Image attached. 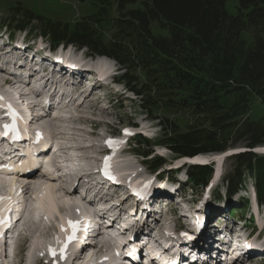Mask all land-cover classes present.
Listing matches in <instances>:
<instances>
[{"label":"trees","instance_id":"1","mask_svg":"<svg viewBox=\"0 0 264 264\" xmlns=\"http://www.w3.org/2000/svg\"><path fill=\"white\" fill-rule=\"evenodd\" d=\"M76 1L92 2L97 13L62 24L24 10L1 25L43 36L54 48L72 45L114 59L124 69L121 81L141 97L148 115L176 114L167 119L170 127L161 124L158 144L179 157L224 152L241 141L250 149L264 145V118L248 115L255 99L264 104V0H236V15L227 11L231 0H150L142 8L138 0ZM155 25L167 35L156 34ZM234 159L227 190L235 192L242 177H253L264 205V155L244 152ZM150 162L154 170L165 163L158 157ZM187 174L198 189L212 169L188 166Z\"/></svg>","mask_w":264,"mask_h":264},{"label":"rangeland","instance_id":"2","mask_svg":"<svg viewBox=\"0 0 264 264\" xmlns=\"http://www.w3.org/2000/svg\"><path fill=\"white\" fill-rule=\"evenodd\" d=\"M148 0H138L137 6L139 8L143 7V2ZM18 6L22 7L21 12L14 11L15 8ZM227 11L232 14L236 15L238 13V2L236 0H231L227 2L226 4ZM24 10H29L33 12L34 14L38 16H42L46 19H49L53 22H59L62 24L66 23H75L81 18L86 16H92L97 13V6L94 5L92 2H86V3H80L76 0H0V21L2 18H8L11 16L21 17L22 12ZM3 21V20H2ZM1 21V22H2ZM0 30H3L0 28ZM154 32L156 34L160 35H167V32L157 28L155 25ZM10 33H8L9 35ZM25 33H15L13 37H8L5 33V31H0V38L6 42H15V37L17 41V45L14 47L15 56H17L16 52L19 51V53H23L22 55L26 56L27 52H32V58L35 57L36 54L41 53L43 62L46 63H53L56 68H58L61 73L66 72V70L69 71V73H73L76 75V80L79 77L80 82L75 85L79 86L80 84H83V89L80 93H83V90L85 88L84 81L88 77L91 76L90 67H93V70L95 67L97 69H102L103 66L106 65L108 67V70L110 72L114 71V69H118V75L121 74V71L118 67V65H114L113 62H110L107 59L103 58H92L90 57L85 50L78 51L74 47H67L63 48L62 46L59 47L57 52H53L50 50V45L48 40L41 41V39H37L38 44H27L23 41ZM14 39V40H11ZM36 38H29V43H32L33 40ZM24 43V44H22ZM28 45L32 46L29 47ZM18 47L21 48V50L18 49ZM23 56V57H24ZM36 59V58H34ZM37 61V60H35ZM29 62V61H28ZM72 63V64H71ZM81 66V67H80ZM83 67V69H82ZM85 68V70H84ZM88 68L89 70H86ZM2 71L3 77L8 76L4 75L5 72H3L2 68H0ZM74 71V72H70ZM105 74H107V71L103 70ZM94 73V72H93ZM52 75V74H51ZM117 75V76H118ZM18 82V80H17ZM19 86L21 87V82H19ZM18 87V88H20ZM118 90L120 92H126L124 91L127 89L125 86L122 88V86H118ZM110 87H105L102 90L104 96L106 97V100L109 101L110 107H102L101 103L97 101L95 104L98 105L93 109L94 102L92 101L94 95H95V89L93 88V92L91 91L88 95L85 94V97L87 95V99L82 103L79 104H73V107L70 110L72 113L71 118L68 120L65 119H58V120H48L54 125L61 126V130L64 132H67L66 135L64 132H58L59 135L62 136L63 140L65 142H85V143H96L97 145H93L94 148H91L90 151L88 150V153H98L99 157V151L103 150V140L106 137L112 136V134H119L120 137H117L115 141H119L120 143L116 144V150L113 152V160L110 162L111 168L116 172H122L123 181H130L143 184V182L148 181L153 183V188H158L160 186L164 187L165 190L173 191V197L169 199V202L171 203L167 210H166V221L164 222V219H162V222L164 224L162 225L163 230H169L170 233L172 232L173 235H180L175 233V228L180 229L179 232H182V237H186L188 233L191 234H197L196 225L200 224L201 221H205V225L203 227V231L201 232V236L210 234L213 230L218 231L220 229H223L224 227H221V223H216L218 220H221V218H227L226 221L234 222V225L236 226V231H240L244 234L245 241H255L256 239L262 240L257 242V245H263L264 244V232L259 234V230H257L261 225L264 223V207H261L260 210H257V207L254 209L251 208V205L247 206V210L244 212L242 216H234L233 210L237 209L239 211L242 210V208L246 205H243V201L249 202L252 197V187L255 186V182L253 178L250 177H242V182L238 188L239 192L235 191L232 193L227 192L226 184L228 179L233 175V171L235 168V159L233 156L228 157V155H221V158L217 160L215 157L216 154H211L209 156H197V157H204L209 159L206 163H193L188 160L189 163L193 164H208L211 161H216L217 166L214 171V174L216 177L219 174L221 175V179L215 180L212 179V181L209 183V185L205 186L204 188H193L192 186L183 184L186 180V174L184 171V168L186 167L187 163L184 161V159H176L177 156L172 151H170L165 146L159 147L155 146V143L159 141L164 136V129H162V125L166 127H170L171 123L170 121H167V119L174 120L177 116L173 112H155L151 116L147 115V112L144 111V109L140 105V99L136 97V99H132L131 97L133 95L131 94H125L120 95L118 93L115 94V92L119 91H110L108 90ZM26 91L28 92V89L26 88ZM19 92L21 94H26L27 92L23 93L21 89H19ZM107 94V96H106ZM80 96V95H79ZM29 97V94H27L26 97L23 98V100ZM80 99V98H79ZM107 103V102H106ZM20 106V105H19ZM21 107V106H20ZM24 108V106L22 105ZM21 107V108H22ZM81 107V108H80ZM90 107V108H89ZM92 107V108H91ZM7 108V107H6ZM66 109L64 111H67ZM77 114L79 117H73L74 114ZM249 117L251 120L254 121H260L264 118V104L259 100L255 99L253 102V105L249 111ZM50 118V117H49ZM46 118V119H49ZM153 118H157L156 120ZM62 120V121H61ZM34 126L36 123L33 124ZM38 127V126H37ZM134 127V128H133ZM52 135L56 133L55 131L52 132V130H49ZM47 132V133H48ZM93 132V134H92ZM131 133V134H128ZM141 134L144 138L149 140V142H146L144 139H141L139 143L136 140V136ZM57 135V136H59ZM68 136L64 138L63 136ZM136 135L135 137H132ZM132 137V138H131ZM130 138L129 142H126ZM62 140V143L64 142ZM246 143L244 141H241L236 145L234 148L237 149V151H243V149H246ZM79 145L76 146V148L73 149V151H76L78 154H81V158L85 162L84 166L90 165L89 168L92 167V159L86 161L84 160L85 155H87V152L84 149H80ZM100 145V146H98ZM128 145V146H127ZM132 148L133 152L131 153H124L122 152L123 148ZM264 147V146H263ZM151 152L150 157H161L165 160L166 166L159 167L154 171L153 165L148 159H145L142 156L137 155L138 152ZM231 151V150H230ZM241 151V152H242ZM238 154V153H237ZM96 156V155H94ZM195 157V158H197ZM101 158V157H99ZM227 158V159H226ZM194 159V158H193ZM192 159V160H193ZM97 160V159H96ZM148 161V162H147ZM142 162H147L145 165H141ZM84 164V163H83ZM87 164V165H86ZM88 165V166H89ZM177 169H183V173L175 174V177L173 181H171L168 178L169 174H174L172 171H176ZM120 174V175H122ZM38 175V173L36 174ZM37 177V176H35ZM4 178V177H1ZM172 178V179H173ZM20 182V181H19ZM20 185V184H18ZM17 185V187H18ZM41 185L43 189L53 186L55 189L59 190L62 186H66L65 182L64 184L60 180L56 179H43L41 181ZM182 185L185 187L182 188ZM124 185H122L123 189ZM31 190L29 191V194L27 192L23 195V198L25 200L23 209L25 207L30 208L31 210L33 208H39L36 207V202L38 201V194H33L34 187L32 185L30 186ZM184 194H182V191ZM22 190V189H21ZM63 190V188H62ZM154 190V189H152ZM10 191L6 192L5 194H2L4 196V199L0 201V208L4 204V200L9 197H14L10 193ZM21 192V191H20ZM10 193V194H9ZM221 195V199L218 200V197H216V200H212L214 196L217 194ZM55 194L57 196L65 198L69 201L79 202L80 199H77V197L72 196L73 194L67 193V192H61L56 191ZM157 194H155V198ZM184 195V197H183ZM79 196V195H78ZM21 197V196H19ZM162 197H165L162 195ZM167 198V197H166ZM184 201H183V199ZM48 200V198L46 197ZM22 200V199H18ZM172 201H176V205L172 203ZM2 203V204H1ZM48 204V201H46ZM44 203V204H46ZM79 203H82L88 208V204L86 201L80 200ZM89 203V202H88ZM242 203V204H241ZM2 205V206H1ZM35 205V206H33ZM172 207L176 208V210H173ZM44 208V209H43ZM41 209H39L36 212H30L31 215L26 216L27 218L24 220H21L23 222V226L25 228L27 236L24 237V240L21 241V243L17 244V250L16 255L13 258L14 260L12 263L8 261L7 254H5V248H4V240L0 237V264H22L24 260V252L27 250V245L31 241L29 240L32 237V240L34 238V245L36 248H42L44 249L43 252L36 257V261H32L29 264H66L68 261V256L70 255V250L72 248V245L69 246L66 250L62 249V243L64 240V237L67 234V224L70 220L69 218H74L72 215L70 217H66L65 213H62V210L55 212L53 214L52 219L45 217V206ZM22 213V212H21ZM21 213H18V215H21ZM255 214L256 220L251 219V215ZM83 214L82 218L79 219V222L84 219ZM17 215H15L16 217ZM87 216V215H86ZM161 215L159 214V217ZM69 219V220H68ZM179 220V221H178ZM251 221L252 224L247 227V223ZM247 222V223H246ZM19 224V223H18ZM17 224V225H18ZM15 227V224L13 225ZM161 227V225H159ZM251 226V227H250ZM38 228L39 231H35ZM192 230V231H191ZM29 234V235H28ZM181 237V238H182ZM25 239H27L25 241ZM57 240V241H56ZM53 241L56 243L59 242L58 246L54 245V248L56 249V253L60 252V249L62 251V257L58 260H52L50 259L49 255V246ZM255 245V246H257ZM29 246H28V253H29ZM57 246V247H56ZM61 246V247H60ZM53 247V246H52ZM264 247V246H263ZM86 249V248H85ZM255 249V248H253ZM260 249V248H259ZM263 249V248H262ZM84 251V250H83ZM202 250L196 251V253H200ZM7 252V251H6ZM47 252V253H46ZM46 253V254H44ZM88 255V251L86 252ZM262 253V252H260ZM9 255V254H8ZM28 254H26L27 257ZM52 255V254H51ZM56 255V254H55ZM85 257V255H84ZM82 257L79 260L82 262L85 260V258ZM258 257V256H257ZM109 261H106L104 264H109V262L114 258L112 253L107 257ZM28 259V258H27ZM42 259V261H40ZM67 259V261H65ZM260 260H263L262 258ZM81 262V263H82ZM80 263V264H81ZM88 263L84 261L82 264ZM71 264V262H69ZM73 264V263H72Z\"/></svg>","mask_w":264,"mask_h":264},{"label":"bare ground","instance_id":"3","mask_svg":"<svg viewBox=\"0 0 264 264\" xmlns=\"http://www.w3.org/2000/svg\"><path fill=\"white\" fill-rule=\"evenodd\" d=\"M82 69H83V67H82ZM84 70H85V68H84ZM86 70H89V69L86 68ZM103 70H105V72L107 71V74H109V70H108V67H106V65L103 66ZM52 76H53V74H52ZM72 83L73 82L69 80V84H72ZM18 87H20V86H19V81L17 82V77L16 76H6V77L4 76L3 77L2 71L0 70V98H2L4 100H7V103H8L7 111H9L10 117L12 116V120L11 121L14 124H16V123H18L20 121V118L22 117V115L24 114V111L26 110V108H23L22 107L23 108L22 109L17 104V100H19L20 101L19 103L22 106L21 101H24L26 98L24 100H23V98L27 96V93L26 94H21V92H19V88ZM82 87H83V84L82 85L80 84L78 87L77 86H74L72 89H67V91L69 93H72L71 94L72 95V98L70 99L69 104L73 102V99H74L73 96L83 95V93H80L82 91V89H83ZM87 98L88 97L86 95V97H85V99L83 101H85ZM35 102H36V100H35ZM69 104L65 108L66 110L69 109V108L71 109L72 105L70 107ZM97 106L98 105L94 104L93 109L95 107H97ZM0 107L2 108L1 105H0ZM37 107H38V105L35 104L33 108H37ZM65 109H62V110H65ZM67 112H70V111L68 110ZM0 116H1V114H0ZM73 117H79V116L75 113ZM0 119L2 120L4 118H1L0 117ZM62 119L67 120L64 117H62ZM48 120L49 119H46V118L36 119L34 121V123H36L35 126L36 127L38 126L40 128V130L42 132H44V133H47L49 130H52V132H54V130H53V124L47 122ZM25 128L27 129V127H25ZM59 134L60 133H58V132L56 134L54 133L55 136H57ZM74 148H76V147H71L70 150L73 151ZM79 148L80 149H83L81 147H79ZM91 148H94V146H91ZM65 151H67V150H65ZM73 152H75V151H73ZM257 152L258 153H261V154L264 153V147L258 148L257 149ZM221 155L223 157V154L222 153L215 155V157L217 158V160L221 161L220 160ZM90 159H92V162H93L95 160V157L94 156H91V155L90 156L88 155L87 157L84 158V160H86V161H88ZM72 160L73 161H76V160L79 161L78 164H79L80 167H78V165H75L79 169L75 168L74 169V172H72V174H71L75 178V180L77 181V183H78L80 180H82V176L86 175L85 174L86 173L85 172L86 171L85 169L89 170L90 168H87L86 166H84L85 165V162L83 161V159L81 158L80 155L77 158L75 157ZM208 161H209V159L204 158V157L203 158L202 157H197V158H194L193 160H190V162H193V163H206ZM0 173L4 174L2 171H0ZM36 174H37L36 172L29 173L28 176H25V177H31V178H27V180H25V182H23V181H20L19 182L18 178L15 177V176H13V177L12 176L4 177V176L0 175V194H5L6 192H8L10 190H11V192H10L11 194H12V192L15 193V191H16L17 188H18L17 189L18 193L21 191V197H17V195H18V193H17V195L13 194L14 197H12L11 200H5L4 201V207L2 209H0V217H5V214H6V210L7 209H9V210L12 209L13 211L11 213H15V215H18V213H21L22 212L21 213V218H19L15 222V226H17V224L19 222H21V220H24V219L27 218L26 216L29 217V215H31L30 212H33V211L36 212L39 209L42 210V208L44 206H45V209H46L45 217L46 218H50V219H52L53 214L55 212H58L59 210L60 211L62 210V213H65L66 217L67 216L70 217V215H72L74 218H79L78 216H83L84 213L87 216H89V215L92 214L91 211H90V207H92L91 204H90L91 202L88 203V205H87L88 208H86V206L84 204L79 203L80 200H79V202L76 201V202L72 203V201H69V200H67L65 198H62L63 196L62 197H59V196H57V194H55V192L56 191H59V190L61 192H67V193L73 194L74 191H75V189H76V187L75 188H71L72 184L69 185L70 187L62 186L59 190L55 189L53 186L43 189V187L41 185V181L45 177L48 178L49 176H46V175L44 176L43 173H41V172L38 173V175H36ZM77 174H81V175L78 176ZM35 176H37V177H35ZM89 176L90 175H88V177ZM217 176H219V174ZM1 177H4V178H1ZM58 180L62 181L63 184L65 182V185L66 184H70V182H66V180L64 178L63 179L62 178H58ZM18 184H20V185H18ZM17 185L19 187H17ZM31 185H32V187H34L33 194L36 193V194L39 195L38 196V199H37L38 201L36 202V207H39V208H33L31 210L30 208L25 207L23 209V205H24V202H25V200L23 198V195L25 193L27 195V192L29 194V189H31L30 188ZM62 188H63V190H62ZM91 190H93V188H91ZM152 192L153 193L154 192H157V193H160V194L170 193L169 191L165 190L164 187H162V186H160V187H158L157 189H154V190L150 189L149 190V193L151 194ZM117 193H119V192H117ZM46 197L48 198V200L46 199ZM18 199H22V200L20 201ZM125 200H127V199L125 198L124 201H122L118 205V208H122L123 209V212L126 213L127 216H126V218H124V220H125L124 223L128 224L129 227H131V226L134 225V223L136 221H132L130 218H133V216L130 215V213L128 212L127 209H124ZM46 201H48V204L46 203ZM99 201H101V200H99ZM167 202H168V200H163V201L162 200H159L158 201V205H160L161 203L166 204ZM44 203H46V204H44ZM16 204H18V205L16 206ZM15 207H16V209H15ZM111 210H112V208H110L108 211H111ZM136 212L139 213L138 210H136ZM159 214L162 215V211H160ZM162 219H164L163 216L162 217H159L158 216L154 220V222H157L158 223V224H156V227L162 224ZM35 231H39L38 228ZM231 231H233V230H231ZM7 234L8 233L6 232V235ZM240 238L245 241V238L243 236H240V234H239L238 240ZM192 239H195V238L193 237ZM29 240L31 241V243H30V246H29V253L27 255V258H28L27 259V264H29L32 261H34L36 259V257H38V255H40V253L44 251V249H42L40 247L39 248H36L35 247V245L33 243L34 238L32 240V237H31ZM56 241L55 242L53 241V244L52 243H48V244H50L49 247L50 248L52 246L54 247V245H57L58 246L59 242L56 243ZM195 244H204V240L202 239L201 241H199V242H197ZM210 245H212V244H210ZM263 246H264V244L263 245H259V246L257 245V246H254V248L255 249L264 248ZM196 249H198V251L199 250L206 251L203 247H198ZM87 251L89 252V248L84 249V252H83V255H82V257H84V255H85V257H84L85 260L84 261L89 262L92 258L97 257L96 255L88 256L87 253H86ZM46 253H44V254H46ZM9 257H10V255L7 256L8 259H9ZM60 257H62V254H61V252H58V253H56L55 256H53V259H60ZM204 257L205 256H203V258ZM188 258L191 259L193 257H192V255H190ZM258 258H261V257H258ZM65 261H67V259ZM81 262H82V260L81 261L78 260V264H80ZM84 264H86V263H84Z\"/></svg>","mask_w":264,"mask_h":264},{"label":"snow or ice","instance_id":"4","mask_svg":"<svg viewBox=\"0 0 264 264\" xmlns=\"http://www.w3.org/2000/svg\"><path fill=\"white\" fill-rule=\"evenodd\" d=\"M9 127H10L9 125H5V128H6V129L9 128ZM5 134H7V133H5ZM128 134H131V133H128ZM114 143H120V142H119V141H109V144H110V145H111V144H114ZM2 167H3V166H0V168H2ZM9 170H11V169H9ZM3 199H4L3 197H0V201H2ZM8 199H10V198H8ZM7 220H8L7 217H0V224H3V223H5V222H7ZM70 223H71L72 228H73V235L68 237V240H69V241H71L72 239L75 238L74 233H75V230H76V224H75L74 222H71V221H70ZM50 251L52 252L53 256H55V254H56V249H50ZM62 251H63V250H62Z\"/></svg>","mask_w":264,"mask_h":264}]
</instances>
